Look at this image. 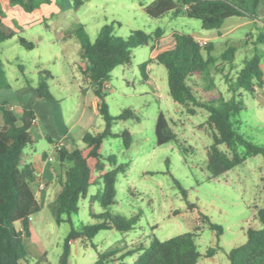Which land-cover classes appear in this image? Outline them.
Here are the masks:
<instances>
[{
	"label": "rangeland",
	"instance_id": "1",
	"mask_svg": "<svg viewBox=\"0 0 264 264\" xmlns=\"http://www.w3.org/2000/svg\"><path fill=\"white\" fill-rule=\"evenodd\" d=\"M153 1L83 0L78 11H44L43 22L29 27L30 23L23 24V18L14 10L15 5L5 0L6 8L0 7L3 16L12 20L17 28L25 29L0 45V61L10 85V89L0 93V105L20 104L32 110L38 128L53 139L61 140L65 134L63 126L78 120L82 113L83 80L79 65L83 61L81 45L75 36L81 26L92 43L106 26H112L113 35L123 39L135 31L153 33L158 28L166 35L190 34L202 47L211 49L212 56L218 60L216 67H220L219 59L227 50L235 49L234 67L225 66L223 71L213 69L211 73L226 100L239 94L229 91L227 79L237 78L246 59L257 53L262 55L264 72V43L259 42L264 28L260 22L234 18L227 20L219 31H205L200 21L189 19L184 13L177 18L171 15L150 18L145 8ZM259 16L264 19V0H261ZM20 37L34 43L35 48L27 50L19 42ZM151 46L134 49L131 63L111 73L106 91V102L113 117L131 110L140 120L115 123L112 132L119 137L103 142L105 162L108 156L114 155L117 166L129 164L127 171L117 176L115 204L109 212L127 218L140 216L139 222L128 233L101 231L91 242H78L68 264H93L99 255L118 250L121 253L108 257V264H134L138 255L129 256L130 250L148 245L155 238L164 242L185 233L196 235L199 252L203 255L198 264H230L228 253L247 242L249 229L261 228L258 212L264 209L263 157H248L243 165L213 179L207 170L213 144V132L207 125L209 113L195 109V115H191L189 109L192 108L173 101L164 66L150 64L146 77L143 76L140 66L149 60ZM41 73L52 76L47 83L55 101L38 97ZM240 94L245 109L233 120L248 141L264 146V87ZM160 112L166 116L180 144L157 145L155 128ZM83 125H89L88 131L96 134L103 130L104 120L87 111ZM125 131L132 139L128 149L121 136ZM78 146L85 147L82 141ZM221 150L226 151V147L222 146ZM238 152L245 154L246 149L239 146ZM44 154L52 155L53 148L48 140L41 139L24 150L20 167L31 155L37 159ZM60 164L56 156L55 165L61 170L60 179L65 182L73 164ZM113 168L108 166L107 171ZM97 190L98 187H91L88 195L80 200L79 212L73 217L75 228L97 223L93 216L104 213L99 203L91 201ZM55 197L57 199L58 195ZM55 207L56 200L43 205L41 213L31 223L30 240L25 241L30 250L37 246L49 264L61 263L64 241L71 231L69 223L56 222ZM207 220L223 228L221 237L205 224ZM210 249H215V253L207 257ZM35 263L32 258L31 264Z\"/></svg>",
	"mask_w": 264,
	"mask_h": 264
},
{
	"label": "trees",
	"instance_id": "2",
	"mask_svg": "<svg viewBox=\"0 0 264 264\" xmlns=\"http://www.w3.org/2000/svg\"><path fill=\"white\" fill-rule=\"evenodd\" d=\"M7 1L20 6L26 13L40 12L43 5H50L52 2ZM72 1L71 4L70 0H55V6L61 12H76L84 4L83 0ZM260 4L261 0H154L145 8V13L152 19H162L170 15L177 18L184 13L189 19L200 21L205 31H219L227 20L234 18L260 22L264 28V19L258 14ZM4 19L0 10V45L17 36V32L7 25ZM75 36L82 50L83 63L79 65L83 80L81 90L84 93L86 88L91 89L99 100L98 111L104 120V128L96 134L85 133L82 138L85 145L83 149L76 147L68 150L56 147V156L60 163L73 164L66 173V181L62 183V189L56 199V222L71 225V231L64 241L60 264H68L77 242H91L101 231L116 230L128 233L134 230L139 222L140 216L127 218L109 212L115 204L117 176L125 173L129 164L117 166V158L114 155L108 156L106 162L102 155L104 140L119 137L112 132L115 123L131 119L140 121L131 110L113 117L106 102L111 73L117 67L131 63L134 49L152 44L149 60L140 66L143 76L146 77L150 64L164 66L168 73L169 94L173 101L185 108H192L189 109L191 115H195V109L209 113L207 125L213 132V144L209 151L207 170L213 179L243 165L248 157L262 156L264 161V146L248 141L233 120L245 109L240 92L253 93L255 89L264 87L262 55L257 53L246 59L237 78L227 79L229 91L239 94L232 100H226L218 91L211 73L213 69L223 71L225 66L233 68L235 49L227 50L219 59L220 67H216L218 60L212 56L211 49L202 47L194 36L186 33L174 32L166 35L158 28L153 33L135 31L123 39L113 35L112 26H106L92 43L84 26H81L76 30ZM19 42L27 50L35 48L34 43L27 42L22 37ZM259 42L264 43V34ZM50 79V74L41 73V81L37 87L40 99H53L47 83ZM8 89L10 85L4 64L0 61V91ZM0 113L4 119V126L0 128V264H31L32 258L26 250L23 235L29 236V222L41 213V205L30 187L36 183L34 167L32 164L20 167V159L27 147H33L37 143L31 132L37 118L32 110L12 108L8 103L0 105ZM155 134L157 145L160 146L180 142L162 112L157 119ZM121 136L125 148L128 149L132 144L129 132L125 131ZM47 140L56 145L51 138ZM222 146L226 147V151L221 150ZM239 146L246 149L245 154L238 152ZM108 166L114 168L107 171ZM91 187H98L91 201L99 203L104 213L93 216L97 223L75 228L73 217L78 214L79 202L88 195ZM258 218L261 228L249 229L247 242L228 253L230 264H264V209L259 210ZM17 224L22 225L21 230L17 228ZM205 224L216 231L218 237L223 235L221 226L210 220ZM119 253V250L103 253L93 264H108V257ZM214 253L215 249H210L207 257L213 256ZM134 254L138 255L134 264H198L203 257L194 233H185L164 242L155 238L148 245H140L128 252L129 256Z\"/></svg>",
	"mask_w": 264,
	"mask_h": 264
},
{
	"label": "crops",
	"instance_id": "3",
	"mask_svg": "<svg viewBox=\"0 0 264 264\" xmlns=\"http://www.w3.org/2000/svg\"><path fill=\"white\" fill-rule=\"evenodd\" d=\"M5 0H0V7L2 8V10H4L6 8L5 6ZM260 7V6H259ZM14 10L16 11V13L20 14L21 18H23L24 23H30L29 27L35 25V24H40L42 23L43 19L45 18L44 16V11H49V12H55V11H59L57 9V7L55 6V0H52L50 5H43L42 9L40 12H34V13H26L20 6L15 5ZM24 11V12H23ZM4 13V11H3ZM25 13V14H24ZM258 14H259V9H258ZM4 20L6 22L7 25H9L10 27H12L17 34L19 32H21L23 29L25 28H17L15 23L6 18L4 15ZM20 25L22 23L18 22ZM27 29V28H26ZM2 91H0L1 93ZM38 93V91H37ZM82 96H83V101L81 103V109H82V113L81 116L78 120L72 121L71 123H68V125L65 124V126H63L64 128V137L61 140H55L53 139L48 133H45V131H43L41 128H38V121L36 120V123L33 125V127L31 128V132L33 133L36 141L38 142V140H47L48 138H51L52 140H55L56 145H52L53 148V154L52 155H42L40 158L35 159V157L33 155L30 156V158L25 161L23 163V165L25 164H32L34 167V172H35V177H36V183L32 185L33 187V192L35 194V196L37 197V199L40 202L41 205V209L43 207V205L51 203L52 200H56L55 195H58L62 189V183H64V181H62V179H60V175H61V170L58 169V167L55 165V161H56V147H63L66 148L68 150H72L75 149L78 146V142L82 141V138L84 136L85 133L89 132L88 131V126L89 125H83V117L85 119L86 117V112L89 111L90 113L94 114V115H99V111H98V105H99V100L97 99V97L94 96L93 91L89 88L85 89V92L83 93L81 90ZM39 97V94H38ZM43 100H47V101H55L54 98L53 99H43ZM10 107L14 108V107H20L25 109V107H23L22 105H17V104H10ZM19 126H21V123L18 124ZM4 126V119H3V115L2 113H0V128ZM41 130V131H40ZM38 131V133H37ZM24 154V152H23ZM54 156V161L53 162H49L50 157ZM68 163V162H67ZM62 165V164H60ZM61 181V182H59ZM45 182L46 183V187L43 190H40L39 185L40 183ZM33 219L29 222V230L31 228V223H33ZM22 229V225L20 224L19 230ZM24 238V244L26 247V240H30V231H29V236L23 235ZM78 243V242H77ZM77 243L74 245L73 249L76 247ZM35 248H32L31 250L29 249V247H26V250L28 252V254L31 256V258H33L37 263L39 262H46L47 260L46 258H44V253L41 252L39 250V248L37 246H34ZM72 249V252H73Z\"/></svg>",
	"mask_w": 264,
	"mask_h": 264
},
{
	"label": "built area",
	"instance_id": "4",
	"mask_svg": "<svg viewBox=\"0 0 264 264\" xmlns=\"http://www.w3.org/2000/svg\"><path fill=\"white\" fill-rule=\"evenodd\" d=\"M53 161H54V158L50 157L49 162H53ZM45 187H46V183L45 182L40 183V185H39L40 190L45 189Z\"/></svg>",
	"mask_w": 264,
	"mask_h": 264
}]
</instances>
